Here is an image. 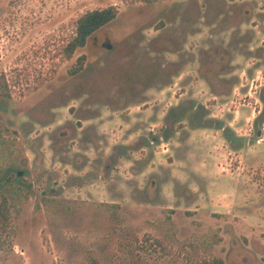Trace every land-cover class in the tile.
<instances>
[{
    "label": "rangeland",
    "instance_id": "374dc122",
    "mask_svg": "<svg viewBox=\"0 0 264 264\" xmlns=\"http://www.w3.org/2000/svg\"><path fill=\"white\" fill-rule=\"evenodd\" d=\"M1 75L0 264H264V0H0Z\"/></svg>",
    "mask_w": 264,
    "mask_h": 264
},
{
    "label": "trees",
    "instance_id": "16d2710c",
    "mask_svg": "<svg viewBox=\"0 0 264 264\" xmlns=\"http://www.w3.org/2000/svg\"><path fill=\"white\" fill-rule=\"evenodd\" d=\"M153 2L154 0H146ZM119 14L116 7H108L102 10L90 11L82 15L76 22V29L71 39L62 47V55L65 60H70L79 49L86 46L89 38L98 30L113 22ZM86 57L78 59L77 66L71 71L76 75L83 70ZM11 87L5 75L0 76V99L11 97ZM10 224V210L7 198L0 192V243L7 234ZM195 264H226L222 259H213Z\"/></svg>",
    "mask_w": 264,
    "mask_h": 264
}]
</instances>
